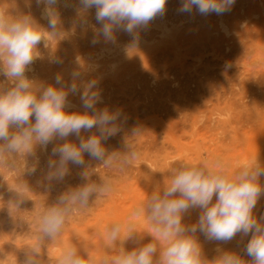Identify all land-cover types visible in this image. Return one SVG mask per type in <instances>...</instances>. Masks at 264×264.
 <instances>
[{
    "label": "rangeland",
    "instance_id": "rangeland-1",
    "mask_svg": "<svg viewBox=\"0 0 264 264\" xmlns=\"http://www.w3.org/2000/svg\"><path fill=\"white\" fill-rule=\"evenodd\" d=\"M181 3L182 0H167L164 14L156 16L145 29H138L136 40L118 31L115 43H105L101 39L100 43L93 44V37L99 28L95 22V9L84 11L78 0H60L56 7L61 36L53 38L44 33L47 42L42 40L37 46L39 55L26 76L34 80L37 95L42 87L51 85L59 88L54 79L57 73H61L69 84L72 82L69 73L74 70L82 74L84 81H98L102 102L96 104L97 109L121 114L118 121L121 131L107 142L102 141L107 156L111 157L113 153L124 156L131 150L136 151L138 156L129 167L121 168L114 162L109 168L85 153L89 174L87 181L81 178L82 169L71 162L67 166L69 174L62 181L48 179L47 161L52 147L64 142L78 145L75 134H71L66 141L54 139L46 150L38 147L35 156L17 154L7 157L16 166L10 168L0 163V264H21L24 253L37 245L39 264H58L59 257L69 246L75 247L81 256L91 252L96 264H101L105 258L110 260L119 254L121 248L131 250L143 244L142 215L136 218L135 232L132 233L138 244L127 239L129 219L134 210L143 204L145 194L156 190L158 182L163 179L166 183L171 181V166L175 171L183 164H205L208 169L223 171L231 177L247 162L264 165V67L261 64L264 63V28L260 35L256 33L257 39L262 41L261 45L255 44L259 53L256 49L255 52L252 50L255 46H250L248 36L241 37L237 32H230L236 34L240 44L243 45L241 40H244L243 51L248 45V56L245 55L238 64L237 84L232 78L234 81L228 83L230 88L226 87V96L222 92L224 88L215 85L225 82L223 72L226 67L229 68L226 61H222L225 48L222 54L223 29L217 21L220 15L201 16L195 11L182 13L179 11ZM43 7L38 6L35 0H0V9L8 16L31 15L47 31V21L41 16ZM85 19L88 23L81 27V21ZM160 23H163L161 28ZM219 42H222V48ZM57 59L62 62L54 63ZM220 74L222 79L217 76ZM209 82L213 87L207 86L211 85ZM233 83L234 88L231 86ZM5 87H11V82L0 77V88ZM207 87L214 91L217 88L221 96L218 98L217 93H210V90L207 96ZM232 89L243 91L238 90L239 93L235 90L236 95L231 96ZM207 97L212 99V103ZM215 97L221 104L214 101ZM67 99L75 106L69 111H83L79 95L69 94ZM215 102L224 109L221 114H216ZM208 111H212L210 115ZM215 118L220 119L217 121ZM91 135L99 136L100 133L95 128L81 132L85 139ZM163 156L167 158L166 162L162 158L160 160ZM168 162L170 165L164 170L167 166L164 164ZM31 167L36 168V173L28 175L26 171ZM159 174L164 176L163 179ZM109 177L113 180L112 190L106 195L93 197L87 208L75 207L60 236L53 240L40 232V216L62 194L84 183L99 185ZM18 201L21 202L19 206ZM198 212L199 209L191 211L183 222L195 223L200 215ZM116 222L122 224L121 237L111 244L107 240V230ZM248 238H243L238 251L242 250Z\"/></svg>",
    "mask_w": 264,
    "mask_h": 264
},
{
    "label": "clouds",
    "instance_id": "clouds-1",
    "mask_svg": "<svg viewBox=\"0 0 264 264\" xmlns=\"http://www.w3.org/2000/svg\"><path fill=\"white\" fill-rule=\"evenodd\" d=\"M43 5L42 19L47 21V31L31 15L10 17L0 9V77L11 82V87L0 88V163L15 168V162L7 157L17 154L35 156L39 147L46 150L54 140H65L75 134L79 143L64 142L51 149L47 161L48 179L62 181L69 174L68 164L79 166L81 178L87 181V162L90 159L111 167L114 162L121 168L129 167L137 158L134 150L121 156L113 153L107 156L102 141L107 142L121 131V114L108 109L98 110L102 102L98 81H84L77 71L69 73L71 83L64 81L57 73L54 86L42 87L36 94L34 80L26 76L30 66L39 55L37 46L44 33L56 38L59 31L60 0H35ZM167 0H78L84 11L95 9V22L99 25L92 43H115L116 33L123 31L136 40L138 29L146 28L157 16L163 15ZM235 0H182V13L195 11L201 16L223 15L231 10ZM88 21L82 20L81 27ZM43 30V31H41ZM54 63H61L54 60ZM79 95L81 108L69 111L75 106L68 95ZM97 129L99 136L87 139L81 132ZM56 157L57 159H52ZM26 173H36L28 168ZM264 165L247 162L231 177L223 171H213L206 165H181L171 173L170 185L149 195L148 200L138 206L128 222L127 239L139 243L132 236L136 218L143 215L158 233L151 235L149 242L131 250L121 248L119 254L101 264H205L209 261L203 252L197 234L208 241L228 243L239 234L250 237L242 250H223L211 261L216 264H264V211L258 212L257 205L264 197ZM113 188L109 177L99 185L84 183L83 186L62 194L58 201L46 209L39 218L40 232L49 239H56L74 208H87L90 200L97 195H106ZM19 191V190H17ZM215 197V200L213 199ZM21 202H17L19 206ZM199 209L195 223L185 224L183 218ZM122 224L116 222L107 230V240L115 244L121 237ZM162 242H166L163 244ZM109 244V246H111ZM38 245L24 253L21 264H39ZM247 257V259L245 258ZM58 264H96L91 252L86 256L78 254L75 247H66Z\"/></svg>",
    "mask_w": 264,
    "mask_h": 264
},
{
    "label": "bare ground",
    "instance_id": "bare-ground-1",
    "mask_svg": "<svg viewBox=\"0 0 264 264\" xmlns=\"http://www.w3.org/2000/svg\"><path fill=\"white\" fill-rule=\"evenodd\" d=\"M235 4L231 7V10L230 11H228V12H226V13H224L223 15H220L219 17H217V21H218V24L222 27V42H223V44H222V42H221V44L223 45V48H222V45L220 44V42H219V44L221 45V48H222V50L225 48V54H224V50H223V53L222 54H224V56H223V58H222V61H223V59H224V61H226V65L227 66H229V68H225L226 70L223 72V76H224V79H225V82L224 81H222V82H224V83H222L221 85H220V83H215V85L216 84H219L217 87H219L220 86V88H224L223 90H222V92H227L228 93V91H226V87H229L230 88V86L228 85V83H230V82H232V81H234L235 80V82H236V84H237V75H236V73H237V71H239V68H238V64H241L240 63V61H241V59H244V56L246 55V56H248L247 54L248 53H246V51H247V49H248V45H247V49H246V51H243L242 49L244 48V40H241V41H243V45L242 44H240V42H238L239 40L237 39L236 40V38H237V36H236V34H231L232 32H237V33H239V35L241 36H243V37H246V36H248L249 38H250V46H252V47H254L255 46V44L256 45H261V43H262V41H261V39H257L258 37H257V34L258 35H260V31L261 30H263V28H264V0H235ZM193 11H195V9L193 8ZM194 13V12H193ZM195 13H197L196 11H195ZM157 16H159V15H157ZM158 18V17H157ZM154 20V19H153ZM156 20V19H155ZM159 20H160V17H159ZM156 22V21H155ZM161 24V23H160ZM163 24V23H162ZM162 24L161 25H159L160 26V28H161V26H162ZM164 26H165V24H164ZM163 26V27H164ZM145 29V28H144ZM163 29V28H162ZM231 32V33H230ZM257 33V34H256ZM264 33V32H263ZM262 33V34H263ZM255 34H256V36H255ZM241 36V37H242ZM247 37V38H248ZM262 38V37H261ZM245 39V38H244ZM219 40H221L220 38H219ZM218 40V41H219ZM247 40H249V39H247ZM247 43H249V42H247ZM264 43H262V47H264V45H263ZM252 47H250V48H252ZM262 47H261V49H262ZM257 47L255 46V48H252V50H254V52H255V49H256ZM221 50V49H220ZM222 50H221V52H222ZM257 50V49H256ZM258 51V50H257ZM248 52H252L251 50H248ZM245 53V54H244ZM258 53H259V51H258ZM221 54V53H220ZM250 54V53H249ZM260 54H262V52L260 53ZM243 56V58H241ZM245 56V57H246ZM220 58V59H221ZM249 60H250V57L248 58ZM260 60H262V59H260ZM219 61V60H218ZM244 61L245 60H243V63H244ZM222 64V63H221ZM245 64V63H244ZM261 64H263V67H264V63L263 62H261ZM225 65V66H226ZM221 66V65H220ZM209 69V68H208ZM259 69V68H258ZM264 70V69H263ZM245 71V70H244ZM260 71V70H259ZM233 73V74H229V73ZM209 73H210V71H209ZM218 74V73H217ZM222 74V73H221ZM221 74L220 75H217V76H219L221 79L223 78V76L221 77ZM241 74V76H243L242 75V73H240ZM260 74V73H259ZM261 76H262V73L260 74ZM247 76V75H246ZM253 76V75H252ZM245 77V76H244ZM218 78V77H217ZM232 78L234 79V80H232ZM241 78V77H240ZM248 78H250V77H248ZM245 80V79H244ZM252 81V80H251ZM255 81V80H254ZM219 82H220V80H219ZM239 82V81H238ZM263 82V81H262ZM210 83V82H209ZM209 83H207V84H209ZM241 83V82H240ZM245 83V82H244ZM252 83V82H251ZM211 84V83H210ZM227 84V85H226ZM232 84V83H231ZM246 84V83H245ZM261 84V83H260ZM206 85V84H205ZM235 84L233 83V85H231L232 86V88H234L233 86H234ZM244 85V84H243ZM207 86H212V84L211 85H207ZM238 86H241L240 84L238 85ZM213 87V86H212ZM237 87V86H236ZM216 88V87H215ZM229 88H228V90H229ZM243 89H244V87H242ZM239 89H240V87H239ZM238 89V90H239ZM252 89V88H251ZM263 89V88H262ZM209 90H210V88H208L207 87V90H206V95L208 96V92H209ZM217 90V88L215 89V91H214V89L212 88V90H210L211 92L210 93H212V91H214V93H217V95H218V90ZM233 90V89H232ZM235 90H237V89H235ZM235 90H233L232 91V93H231V96H235L236 95V93L237 92H239V91H243L242 89L241 90H237V92H235ZM256 90V89H255ZM230 91H231V89H230ZM253 91V90H252ZM261 91V90H260ZM263 91V90H262ZM213 93V94H214ZM235 93V95H233ZM239 93H241V92H239ZM210 95V94H209ZM215 95V94H214ZM223 95V94H222ZM224 95H226V93L224 94ZM211 97L213 96L212 94L210 95ZM216 96V95H215ZM221 96V92H219V95H218V98ZM227 96V95H226ZM225 96V97H226ZM230 96V95H229ZM225 97L223 98V99H221L220 98V100H224L225 99ZM256 97V96H255ZM206 98V97H205ZM217 97H215V99H214V101L215 100H217L218 101V99H216ZM211 100V103H212V99L209 97H207V100ZM228 99V98H227ZM208 100V101H209ZM237 100V99H236ZM226 101V100H225ZM228 101V100H227ZM226 101V102H227ZM219 102V101H218ZM218 102L215 104V105H217L218 104ZM258 102V101H257ZM210 103V104H211ZM220 103V102H219ZM234 103V102H233ZM209 104V103H208ZM221 104V103H220ZM219 104V105H220ZM232 105V104H231ZM206 106V105H205ZM210 106V105H209ZM212 106H214V105H212ZM207 107H208V105H207ZM220 107H222V106H220ZM218 105H217V112H216V114H221L222 113V111H224V109L223 108H220ZM225 108V107H224ZM227 108V107H226ZM206 109H209V108H206ZM205 109V110H206ZM211 109H212V107H211ZM211 109H209V110H211ZM223 109V110H222ZM230 109V108H229ZM215 110V109H214ZM207 111V110H206ZM208 112H210L209 113V115L211 114V112L212 111H208ZM207 112V113H208ZM214 112V111H213ZM225 113H226V111H225ZM213 114V113H212ZM207 115V114H206ZM208 115V116H209ZM223 115V114H222ZM224 115H226L227 116V113L226 114H224ZM218 117V116H217ZM222 117H224V116H222ZM207 118V117H206ZM208 119V118H207ZM210 119L211 120H213L214 118H212V117H210ZM220 119V118H219ZM219 119H216L215 118V120H217V121H219ZM226 119V118H225ZM207 121H209V119L207 120ZM223 121V120H222ZM214 122H216V121H214ZM220 123V122H219ZM224 123V122H223ZM223 123H221V124H223ZM220 124V125H221ZM224 124H226V121H225V123ZM215 125V124H214ZM219 125V126H220ZM203 126H204V124H203ZM216 126H218L217 124H216ZM194 128V127H193ZM201 128H203V127H201ZM217 128V127H216ZM198 130V129H197ZM192 131V130H191ZM217 132V131H216ZM221 132V131H220ZM262 133H263V131H262ZM263 135H264V133H263ZM196 139V138H195ZM254 139V138H253ZM252 140V139H251ZM250 140V141H251ZM193 141V140H192ZM200 141V140H199ZM255 141V140H254ZM202 143H203V141H201ZM196 143V142H195ZM195 143H194V145H195ZM201 143V144H202ZM237 146V145H236ZM179 147V146H178ZM182 147V146H181ZM185 147V146H184ZM165 148V147H164ZM197 149V148H196ZM234 149V148H233ZM236 149V148H235ZM174 150V149H173ZM232 150V149H231ZM169 151V150H168ZM167 151V152H168ZM247 151V150H246ZM176 152V151H175ZM182 152V151H181ZM160 153V152H159ZM208 153V152H207ZM239 153V152H238ZM245 153V152H244ZM162 153H160V155H161ZM184 154V153H183ZM234 154V153H233ZM166 155V154H165ZM235 155V154H234ZM240 155V154H239ZM212 156V155H211ZM236 156V155H235ZM189 157V156H188ZM161 158H162V160H164V162H166V159L164 158V156L163 157H160V160H161ZM238 159V158H237ZM178 161V160H177ZM182 161V160H181ZM189 161V160H188ZM160 165H161V167L163 166V163L161 164L160 162H158ZM158 163H156V164H158ZM173 163V162H172ZM177 163V162H176ZM229 163V162H228ZM3 164V163H2ZM175 164V163H174ZM179 164V163H178ZM204 164V163H203ZM1 165V164H0ZM159 165V166H160ZM165 165H167V166H165ZM169 165H170V163L168 162L167 164L165 163L164 164V170H165V168H167V167H169ZM184 165V164H183ZM196 165H197V163H196ZM205 165V164H204ZM157 166V165H156ZM159 166H157V168L158 169H160L159 168ZM175 166H176V164H175ZM174 166V167H175ZM218 166V165H217ZM3 166H1V168H2ZM228 167V166H227ZM178 168V167H177ZM162 169V168H161ZM160 169V170H161ZM169 169V168H168ZM168 169L166 170V171H168ZM174 169V168H173ZM172 166H171V169H169V171L171 170V172L170 173H172ZM6 170V169H5ZM163 170V171H164ZM174 171V170H173ZM166 173H168V172H166ZM160 174H162V172L160 173ZM160 174H159V176H160ZM167 175H169V174H167ZM170 176H171V174H170ZM164 177V176H163ZM163 177H161L160 176V179H163ZM159 178V177H158ZM154 179V178H153ZM167 179V178H166ZM146 180H148V179H146ZM155 180H156V178H155ZM169 180V179H168ZM167 180V181H168ZM151 181V180H150ZM159 181V180H158ZM153 182V181H152ZM170 182L171 181H169V183L168 184H170ZM150 183V182H149ZM159 183V186L157 185V187H156V190H154V191H159V190H161V189H163L164 187H166V186H168V184L166 183V180L165 179H163V180H161L160 182H158ZM262 184H264V177H262ZM156 185V184H155ZM152 188H154V187H152ZM148 190V189H147ZM150 190V189H149ZM146 191V190H145ZM151 191V190H150ZM153 191V192H154ZM151 193H149V194H145L146 196H144L143 197V204L148 200V198H149V195H150ZM141 200V199H140ZM215 200V199H214ZM141 203V204H142ZM142 204V205H143ZM197 211H198V209H196ZM257 210H258V212H260V211H264V197H262L261 199H260V201L258 202V205H257ZM195 212V211H194ZM199 214H200V212H198ZM142 219H141V222H140V225L142 226V234H143V236L141 237L142 239H143V243H146V242H149L150 241V239H151V235H153V236H157L158 235V233H156V230H155V228L153 227V225L151 224V222L150 221H148L143 215H142V217H141ZM199 218V217H198ZM127 220H128V218H127ZM138 220V219H137ZM184 220V219H183ZM192 221H193V219H192ZM139 222V221H138ZM140 227V226H139ZM197 237H198V240H199V242H200V244H201V246H202V248H203V252H204V255H205V257L209 260V261H206L205 262V264H216V262L215 261H211V260H213L215 257H217L219 254H220V252L221 251H223V250H236V251H238V249L241 247L240 246V242H244V237H241L239 234L237 235V237L235 238V239H233L232 241H230V242H228V243H223V242H215V241H208V240H206L205 238H204V236L202 235V234H197ZM141 239V240H142ZM249 239V238H248ZM241 240V241H240ZM239 242V243H238ZM165 243V242H164ZM239 244V246H238V244ZM237 244V246H238V248H236L237 246H235ZM246 259H247V257H245Z\"/></svg>",
    "mask_w": 264,
    "mask_h": 264
}]
</instances>
